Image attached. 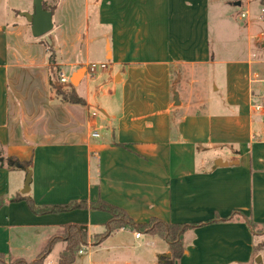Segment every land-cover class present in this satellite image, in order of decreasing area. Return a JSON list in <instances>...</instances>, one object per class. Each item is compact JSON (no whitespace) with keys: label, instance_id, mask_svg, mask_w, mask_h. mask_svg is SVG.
I'll use <instances>...</instances> for the list:
<instances>
[{"label":"crops","instance_id":"crops-1","mask_svg":"<svg viewBox=\"0 0 264 264\" xmlns=\"http://www.w3.org/2000/svg\"><path fill=\"white\" fill-rule=\"evenodd\" d=\"M17 2L0 0V150L31 168L0 165L1 199L104 201L139 224L235 212L264 224V119L254 110L264 95L261 0H44L55 8V37L33 41L22 22L32 1ZM92 63L107 70L91 77ZM64 70L70 86L85 72L63 90L83 104L57 94ZM111 218L90 208L37 215L9 202L0 254L34 261L63 226L86 225L91 240ZM263 239L242 220L204 225L175 264H250ZM65 248L56 242L45 264H58ZM168 254L161 238L123 229L90 241L75 264H159Z\"/></svg>","mask_w":264,"mask_h":264},{"label":"trees","instance_id":"trees-1","mask_svg":"<svg viewBox=\"0 0 264 264\" xmlns=\"http://www.w3.org/2000/svg\"><path fill=\"white\" fill-rule=\"evenodd\" d=\"M261 4L264 5V0H261ZM44 8L47 11L53 12L55 8H50L44 3ZM71 88L73 86L71 85ZM57 94L62 98L64 102L73 104H83L84 100L81 99L75 90L70 92H64L58 89ZM2 150L3 148L0 147ZM0 150V165L4 166L5 162L11 168H23L29 170L31 163H21L15 158H4L3 152ZM31 173V172H29ZM28 181L31 184V175L29 174ZM25 201L31 211L37 215L46 214H60L78 209H96L108 212L112 218L106 225V229L102 234L95 235L91 240L89 237L88 227L86 225H74L69 224L61 228L59 235L48 242L44 250L37 256L34 261H27L25 259H18L5 254H0V264H45L46 258L51 253L53 246L58 241L66 242V248L60 254L58 264H75L79 253L89 244L93 247L99 246L104 243L111 235L115 232L127 229L133 232H139L153 237H159L164 240L169 247L171 258L166 261H161L159 264H175L176 261L180 260L185 252L187 246V235L192 233L198 227L218 223V222H233V221H244L252 235L257 237H264V224L256 223L251 217H247L240 212H235L228 218H219L212 221L199 224L191 225H180V224H169L158 219H152L149 223L139 224L136 223L125 211L112 206L104 201H98L91 203L90 205L86 201L72 202L67 205H56V206H37L33 199L29 196H19L11 200H5L0 198V209L2 206L9 202ZM264 251V239L261 243L254 246V253L259 255L260 252Z\"/></svg>","mask_w":264,"mask_h":264},{"label":"water","instance_id":"water-1","mask_svg":"<svg viewBox=\"0 0 264 264\" xmlns=\"http://www.w3.org/2000/svg\"><path fill=\"white\" fill-rule=\"evenodd\" d=\"M33 2V11L31 13H22V16L27 20L31 26V32L34 38L39 39L51 33L54 30L53 13L45 10L44 0H31ZM84 71H79L71 80L74 87L79 85V80L84 76ZM30 181H26L25 191L23 194L29 192ZM168 254L164 258H170Z\"/></svg>","mask_w":264,"mask_h":264},{"label":"rangeland","instance_id":"rangeland-1","mask_svg":"<svg viewBox=\"0 0 264 264\" xmlns=\"http://www.w3.org/2000/svg\"><path fill=\"white\" fill-rule=\"evenodd\" d=\"M9 1H10V3H9L10 5L17 4V3H18L17 1H22L23 3L26 2V0H9ZM47 1H48V5H50L51 7L54 6V5L56 4V2H57V0H47ZM32 6H33V2H31V9H32ZM258 10L260 11L261 8H258ZM59 17H60V16L58 15V17L55 19V21H56V27L58 26V19H59ZM23 21H24V17H22V22H23ZM53 33H54V31H52L51 33L45 35V36H44L45 39H50L51 37L54 38L55 36H54ZM26 37H27V38H26L27 40H31V41H33V39H35L33 36L30 35L29 32H27ZM98 64H99V63H98ZM64 75H65V76L67 77V79L69 80V78H70V76H71V72L68 71V70H64ZM260 78H261V80H264V66H263V68L261 69ZM84 83H85V82H84ZM83 86H84V84H83ZM83 86H82V87H83ZM56 87H57L58 89H60V90H64V89H65L66 91H69L68 89L71 88L70 84H67V85H60V84H58V83H57ZM82 87H81V89H82ZM260 103H261V104H264V95H263V97H262ZM100 110H101V109H100ZM96 112H97V114L99 115L100 118L104 116L99 110H97ZM250 264H264V251H263L261 254L255 256V258L253 259V261H252Z\"/></svg>","mask_w":264,"mask_h":264},{"label":"built area","instance_id":"built-area-1","mask_svg":"<svg viewBox=\"0 0 264 264\" xmlns=\"http://www.w3.org/2000/svg\"><path fill=\"white\" fill-rule=\"evenodd\" d=\"M243 17H245V15H242ZM99 70H107V65L106 64H89L87 66V73L89 76H94ZM60 78H59V84L60 85H67L69 84V80L67 79V77L63 74V73H59ZM254 110L255 113H257L256 115L261 116L264 119V104H257L254 106ZM94 117L97 116V112H95L93 114ZM94 137H99V135L97 133H95L93 135ZM136 237L139 238L140 234H136Z\"/></svg>","mask_w":264,"mask_h":264}]
</instances>
